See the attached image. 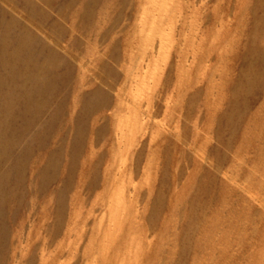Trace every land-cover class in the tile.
<instances>
[{
  "label": "rangeland",
  "instance_id": "374dc122",
  "mask_svg": "<svg viewBox=\"0 0 264 264\" xmlns=\"http://www.w3.org/2000/svg\"><path fill=\"white\" fill-rule=\"evenodd\" d=\"M0 264H264V0H0Z\"/></svg>",
  "mask_w": 264,
  "mask_h": 264
},
{
  "label": "bare ground",
  "instance_id": "6f19581e",
  "mask_svg": "<svg viewBox=\"0 0 264 264\" xmlns=\"http://www.w3.org/2000/svg\"><path fill=\"white\" fill-rule=\"evenodd\" d=\"M88 158V157H87Z\"/></svg>",
  "mask_w": 264,
  "mask_h": 264
}]
</instances>
